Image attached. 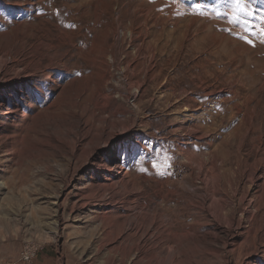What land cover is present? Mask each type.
Here are the masks:
<instances>
[{"label":"rangeland","instance_id":"374dc122","mask_svg":"<svg viewBox=\"0 0 264 264\" xmlns=\"http://www.w3.org/2000/svg\"><path fill=\"white\" fill-rule=\"evenodd\" d=\"M190 149L239 166L232 227ZM262 154L264 0H0V264H169L188 230L181 264H264Z\"/></svg>","mask_w":264,"mask_h":264},{"label":"bare ground","instance_id":"6f19581e","mask_svg":"<svg viewBox=\"0 0 264 264\" xmlns=\"http://www.w3.org/2000/svg\"><path fill=\"white\" fill-rule=\"evenodd\" d=\"M144 44L145 43H141V45L139 47V49H141V53L138 54L139 57L143 56L144 55L143 53L148 48ZM114 45L115 46L117 45V41L114 42ZM114 53H115V51H114ZM112 59L113 60L115 59L114 56H112ZM137 60L138 59H136V61ZM142 62L145 63V58L142 59ZM142 68H141V70H142ZM130 69H131V64L127 63L123 70L126 71V70H130ZM142 72H143L144 81H147L148 80V73L151 72V68L145 67ZM122 77H125L124 74H121V78ZM141 84H142L141 82L136 81V80L132 81L131 83H129L128 89H126L127 92H128V96H131L132 98H136L137 97L136 93L138 92L139 89L137 88V89H135L133 91V87H135V86L140 87ZM119 97H121V96H119ZM185 99H188V98H185ZM184 100H182L180 102L181 103V107L184 108L183 109L184 111H190L191 107L188 104H185ZM182 102L184 103L183 105H182ZM106 103H108V100L106 101ZM106 103H104V104H106ZM200 130H201V128H197L196 131L200 133ZM123 131H125V129ZM196 137H198V136H196ZM258 140L261 142L262 135L259 137ZM192 149L188 150V152L182 153L183 160L185 162H187L188 164L192 165V167L194 166L196 170L197 169L199 170V169L203 168V170L207 173V175H204L205 179L202 182L205 184V186L209 189V191L212 194V198H211L212 202L209 203V204H210V207L212 206L214 208V216H213V218H216L218 220L219 219L221 220V218H223V219L225 218V221H226V224L228 225V227L229 226L232 227V225L234 223L233 222L231 223L230 219H228L227 216H226V212H225V208H224L225 204L223 205L221 203V199H218V198L216 199L215 196L218 193H221L222 195L224 194L223 192L225 191V189H224L223 183H225V186H227L228 191L231 193L232 197L234 199H236V202H243L247 198L248 192L241 187V185H244V183H245L244 180L245 179L240 176L241 172H239V168H238L239 166L237 165L235 170H233V169L229 170L227 168L228 164H226L221 159L217 158L216 155L209 154L208 156L203 157L202 155L196 154ZM255 151L258 152V148L255 147ZM261 157H262V159L260 161L264 162V154H262ZM237 177H238V184H236V178ZM255 177H256V169H254V171L250 175V177L247 178L248 182L249 183H253ZM263 181H264V177H263ZM257 187L263 189L264 188V183L259 185V186H257ZM240 191H241V193H239ZM202 202H204V200ZM164 204L162 205V208L166 207V205H164ZM199 206H200V204H199ZM200 207H202V206H200ZM207 207H209V205ZM162 208H161V210H162ZM161 214L163 215V213H161ZM162 217L164 218V216H162ZM124 219H125V221L123 222V224L120 225V226H117L116 228H120L122 230V232L123 231H128L129 232V231H134V230L137 231L138 230V229H136L137 224H136V226L134 224L135 221H134V223H133V220H132V222H130L129 219L127 218V216H125ZM140 219L147 223V226H145V228H144L145 230L143 231L145 235L149 234V231H150L151 228H153L155 230H158L157 228H155V223L158 221V220L157 221L155 220L156 219L155 212L151 213V214H147L146 216H144V217H142ZM166 219H167L166 220V225H167V227L169 229H170V227H172L173 225L176 224V221L173 220L172 216L171 217H167ZM159 225H161V224L159 223ZM164 225H165V223H164ZM165 231H167V229ZM159 234H161V233L159 232ZM162 234H164V233H162ZM169 235H170V237L172 236L173 240L175 241L174 242V247L173 246L171 248L168 247V248H170V250H168V252H167V259H168L169 264H181L183 262V261H181L182 257H184L186 259H187V257H189V259H192L193 258L192 255L194 254L193 251H192L193 250L192 248H195V244H194L195 241H194V236L191 233V231L188 230L187 232L181 233V234H175V233L169 232ZM190 253H191V255H189Z\"/></svg>","mask_w":264,"mask_h":264},{"label":"built area","instance_id":"2783aa9c","mask_svg":"<svg viewBox=\"0 0 264 264\" xmlns=\"http://www.w3.org/2000/svg\"><path fill=\"white\" fill-rule=\"evenodd\" d=\"M27 260L29 259V258H26Z\"/></svg>","mask_w":264,"mask_h":264}]
</instances>
